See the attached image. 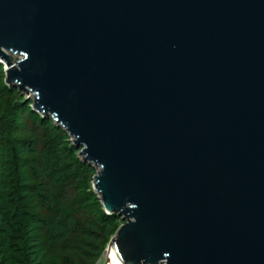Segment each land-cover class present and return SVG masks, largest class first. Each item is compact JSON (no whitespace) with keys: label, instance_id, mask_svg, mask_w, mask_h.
<instances>
[{"label":"water","instance_id":"water-1","mask_svg":"<svg viewBox=\"0 0 264 264\" xmlns=\"http://www.w3.org/2000/svg\"><path fill=\"white\" fill-rule=\"evenodd\" d=\"M0 59L96 169L118 263L264 264V0H0Z\"/></svg>","mask_w":264,"mask_h":264},{"label":"trees","instance_id":"trees-1","mask_svg":"<svg viewBox=\"0 0 264 264\" xmlns=\"http://www.w3.org/2000/svg\"><path fill=\"white\" fill-rule=\"evenodd\" d=\"M8 92L0 81V264H85L99 255L118 215L105 213L88 192L71 201L58 197L69 178L74 183L91 166L80 162L71 173L75 157L68 135L33 111L31 100ZM6 96L14 97L11 108L4 105Z\"/></svg>","mask_w":264,"mask_h":264},{"label":"rangeland","instance_id":"rangeland-1","mask_svg":"<svg viewBox=\"0 0 264 264\" xmlns=\"http://www.w3.org/2000/svg\"><path fill=\"white\" fill-rule=\"evenodd\" d=\"M10 59L11 61H13L14 59H16V57H14L13 55H10ZM5 64H4V61L2 59H0V81L3 83V85L9 89V92L10 91H13L15 90L17 93H18V96L19 97H22L23 99H28L30 100L31 98V95H26V94H23L21 92H19L17 90V88L10 84V83H6L4 81V77H5ZM14 97H8L6 96L5 97V102H4V105L8 106V108H11L13 106V102L14 100H12ZM27 126H30L32 127L36 132H40L42 133L43 131L40 130L41 128H37L36 125H29L27 124ZM49 143H47L48 146H45V150L49 152L52 151V147H53V140H48ZM42 143L41 142H38V147H41ZM69 145H73L69 139V137L67 138V146ZM74 146V145H73ZM37 147V148H38ZM78 151H79V148L78 147H75L74 146V152L73 153V158L75 157V159H73V163L74 164L73 166H70V170H71V173H74L76 171V165H78L80 162H84L82 160H80V156L78 154ZM85 163V162H84ZM30 165V164H29ZM32 165V164H31ZM90 167V166H89ZM91 170L89 171V173L85 174V173H79L76 175V179L74 180L75 182L74 183H71L70 182V178L67 180V184L64 185L63 189L61 190V193H59L58 197L60 198H63L64 201L66 200H72L74 199V197H78L80 194L84 193L85 192V195L86 193L88 192V194H90L89 196L93 197L92 200H98V197H97V194L93 191L92 189V176L95 174V168H93L92 166L90 167ZM76 174V172H75ZM88 198V196H86ZM86 212L89 213V210H85ZM104 211V210H103ZM43 213H46L47 212V209L46 207L43 208L42 210ZM118 221H117V224H116V227L113 229V231L108 235V238L107 240L104 241L103 245H102V248L101 250L99 251V255H97V257H92L88 262H86L85 264H105V261L107 259V252L108 250H106V247H107V243H108V240L109 238L112 236V234L114 233L115 229L117 228V226L119 224L122 223V220L120 219V216H118ZM76 239H73L70 241L69 245H73L74 244V241ZM82 240V239H81ZM68 255V258L71 257V255H74L76 256V258L79 260V257L76 255V254H73V251L71 252V255L70 254H67ZM87 255V258H90V255L89 254H86ZM70 256V257H69ZM106 258V259H105Z\"/></svg>","mask_w":264,"mask_h":264},{"label":"bare ground","instance_id":"bare-ground-1","mask_svg":"<svg viewBox=\"0 0 264 264\" xmlns=\"http://www.w3.org/2000/svg\"><path fill=\"white\" fill-rule=\"evenodd\" d=\"M108 252H107V259L105 261V264H120L118 263V261L116 260L115 256H114V253L112 251L111 248L107 249Z\"/></svg>","mask_w":264,"mask_h":264}]
</instances>
